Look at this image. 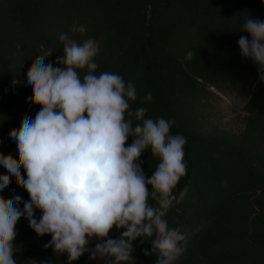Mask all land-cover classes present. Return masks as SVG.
Here are the masks:
<instances>
[{
    "label": "trees",
    "instance_id": "obj_1",
    "mask_svg": "<svg viewBox=\"0 0 264 264\" xmlns=\"http://www.w3.org/2000/svg\"><path fill=\"white\" fill-rule=\"evenodd\" d=\"M247 18L264 21V0H0V142L18 159L9 133L40 110L31 103L26 82L33 60L42 56L57 66L61 34L77 42L94 39L97 73L121 75L137 90L132 110L144 107L146 118L174 121L170 134L187 140L186 175L173 190L179 202L165 217L170 228L186 234L175 264H264V80L258 66L240 53V37L251 39L243 31ZM255 83L244 106L243 129L217 124L218 93ZM147 93L152 99L145 102ZM139 161L146 177L158 164L150 150ZM8 187L0 191L5 199H10ZM23 192L21 210L30 199ZM34 215L38 219L42 213ZM15 232L17 264H68L67 254L44 248L51 236H37L25 217ZM110 236L117 239L119 233L113 229ZM133 247L126 264H155V256L144 255L151 250L149 240L137 238ZM90 255L72 264L114 259Z\"/></svg>",
    "mask_w": 264,
    "mask_h": 264
},
{
    "label": "clouds",
    "instance_id": "obj_2",
    "mask_svg": "<svg viewBox=\"0 0 264 264\" xmlns=\"http://www.w3.org/2000/svg\"><path fill=\"white\" fill-rule=\"evenodd\" d=\"M243 31L251 39L240 37V53L258 66L264 80V21L247 18ZM59 40L63 54L57 66L39 56L27 69L30 101L40 110L9 133L18 159L0 153L7 172L0 174V191L15 181L30 197L21 210L19 195L0 196V264H17L13 241L22 216L37 236H51L44 248L67 254L68 264L86 252L92 260L109 256L112 264H126L137 238L151 242L144 255L155 256V264H175L186 234L170 228L165 217L179 202L173 190L186 175V138L170 134L174 121L146 118L144 107L132 110L137 90L121 75L97 73L94 39L77 42L61 34ZM151 99L150 93L143 97ZM145 150L158 159L147 177L139 161ZM35 210L42 213L38 219ZM113 229L117 239L110 236ZM93 240L101 242L90 248Z\"/></svg>",
    "mask_w": 264,
    "mask_h": 264
},
{
    "label": "rangeland",
    "instance_id": "obj_3",
    "mask_svg": "<svg viewBox=\"0 0 264 264\" xmlns=\"http://www.w3.org/2000/svg\"><path fill=\"white\" fill-rule=\"evenodd\" d=\"M256 83L252 87H241L237 86L235 88L229 89L228 94L223 95L218 93L219 100L215 104L217 106V117L216 122L221 127L228 130L241 131L244 127V120L246 118V113L244 111V106L252 94ZM0 153L4 155H12L14 157L15 150L11 151L4 141L0 142ZM0 174H7L6 169L0 166ZM10 199L14 196L19 195L23 198V188L18 186L15 181H13L8 187Z\"/></svg>",
    "mask_w": 264,
    "mask_h": 264
}]
</instances>
